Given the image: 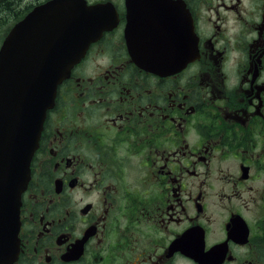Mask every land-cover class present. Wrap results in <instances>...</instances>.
Masks as SVG:
<instances>
[{
	"label": "flooded vegetation",
	"instance_id": "1",
	"mask_svg": "<svg viewBox=\"0 0 264 264\" xmlns=\"http://www.w3.org/2000/svg\"><path fill=\"white\" fill-rule=\"evenodd\" d=\"M51 1L0 0V49ZM84 1L119 22L46 112L10 264H264V0H170L198 57L167 76L132 61L125 0Z\"/></svg>",
	"mask_w": 264,
	"mask_h": 264
},
{
	"label": "water",
	"instance_id": "2",
	"mask_svg": "<svg viewBox=\"0 0 264 264\" xmlns=\"http://www.w3.org/2000/svg\"><path fill=\"white\" fill-rule=\"evenodd\" d=\"M147 3L125 0L124 37L135 65L163 76L191 60L196 40L193 35L188 48L189 31H162L187 28L183 8L180 11L176 4L175 9H166L173 2L156 0L154 9L146 11ZM118 22L111 3L53 0L18 23L0 49V264H10L18 255L20 197L57 88L89 45Z\"/></svg>",
	"mask_w": 264,
	"mask_h": 264
},
{
	"label": "trees",
	"instance_id": "3",
	"mask_svg": "<svg viewBox=\"0 0 264 264\" xmlns=\"http://www.w3.org/2000/svg\"><path fill=\"white\" fill-rule=\"evenodd\" d=\"M13 2H18V1H20V0H12Z\"/></svg>",
	"mask_w": 264,
	"mask_h": 264
}]
</instances>
